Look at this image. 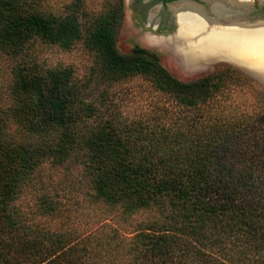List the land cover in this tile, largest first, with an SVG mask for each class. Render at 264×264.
Here are the masks:
<instances>
[{
    "label": "trees",
    "instance_id": "trees-1",
    "mask_svg": "<svg viewBox=\"0 0 264 264\" xmlns=\"http://www.w3.org/2000/svg\"><path fill=\"white\" fill-rule=\"evenodd\" d=\"M118 22L116 10L95 33L104 77L138 75L154 89L130 123L87 101L70 67L12 71V103L0 107V264L264 262V90L231 67L184 82L139 46L122 54ZM80 37L74 12L0 0V50L10 55L33 38L69 49ZM45 161L80 168L90 206L147 219L128 238L79 230L87 223L67 202L72 187L64 201L38 194L21 205Z\"/></svg>",
    "mask_w": 264,
    "mask_h": 264
},
{
    "label": "rangeland",
    "instance_id": "rangeland-1",
    "mask_svg": "<svg viewBox=\"0 0 264 264\" xmlns=\"http://www.w3.org/2000/svg\"><path fill=\"white\" fill-rule=\"evenodd\" d=\"M21 1L24 9L33 12L54 15L76 13L81 25V37L69 49L33 38L25 43L22 55L13 56L0 50V107L12 103L9 94L12 71L16 65H21L22 69L33 71L70 67L75 83L82 89L83 97L105 111V117H115L116 120H126L130 123L145 108H151L150 98L154 95V89L145 77L129 75L112 83L104 77L101 48L96 42L95 33L101 25L111 21L112 13L116 10L119 12V22L116 27L115 45L120 53L129 54L139 46L155 54L160 65L171 76L184 82L197 80L215 69L231 67L264 90L262 81L228 60L189 61L179 52L177 41H167L164 44L148 41L146 36L162 38L164 41L174 36L177 28L171 10L161 5L158 0ZM197 2L208 8L206 3L198 0ZM252 3V16L264 19V0H252ZM153 11L155 16L151 23L148 17ZM60 183L62 186L58 185ZM71 187L74 191L71 192L72 198L67 202L76 203L79 223H87V226L79 230L90 231L89 226L93 224L100 228V231L111 234L112 228H115L119 234L128 238L138 231L140 223L148 217L147 214L140 213L122 220L116 216V212H110L102 205L90 206L86 197L90 185L82 170L77 166L54 165L47 161L41 164L38 174L23 189L19 200L21 205H32L37 195L41 194L49 199L61 198L64 201L70 193L61 190H69ZM251 264L264 262L260 260Z\"/></svg>",
    "mask_w": 264,
    "mask_h": 264
},
{
    "label": "bare ground",
    "instance_id": "bare-ground-1",
    "mask_svg": "<svg viewBox=\"0 0 264 264\" xmlns=\"http://www.w3.org/2000/svg\"><path fill=\"white\" fill-rule=\"evenodd\" d=\"M228 1L230 9L211 0V18L199 7L173 5L179 25L178 49L189 61L228 60L264 83V19L246 20L240 9L248 10L249 0Z\"/></svg>",
    "mask_w": 264,
    "mask_h": 264
},
{
    "label": "flooded vegetation",
    "instance_id": "flooded-vegetation-1",
    "mask_svg": "<svg viewBox=\"0 0 264 264\" xmlns=\"http://www.w3.org/2000/svg\"><path fill=\"white\" fill-rule=\"evenodd\" d=\"M128 1L130 2L131 0H128ZM187 1H190V2H192V3L187 2ZM198 1H200V2H202V3H206L207 6H208V8H205V6L202 5V4H198L197 0H158V2L161 3V5H163V6L167 7V8H169V9L171 10V12L173 13V15H174L175 24H176V26H177L176 31H175V35L172 36V37L166 38L164 41H163L162 38H156V37H154V36H151V37H150V36H146V39H147L148 41L156 42V43H159V44H164V43L167 42V41H176V40H177V42H178L177 44L179 45L180 43H179V40H178V37H177V33H178V29H179V25H178V23H177V16H176V13H175L174 9L172 8V6H173V5H177V4H189V5H193V6H196V7L201 8V9L206 13V15H207L209 18L213 17L214 14L211 12V8H210V5H209V3L211 2V0H198ZM218 1H220V2L222 3V5L224 6L225 9H230V8H232L228 0H218ZM259 1H262V0H259ZM249 2H250V3H249L250 7L248 8V10H247V9H246V10H244V9H240V11L244 13V17L246 18V20H247L249 23H251V22H255V21H258V20H262L263 18H255V17L252 16V6H253V3H252V0H249ZM263 6H264V5H263ZM249 10H250V11H249ZM154 16H155L154 11L151 12V13L149 14L148 20H149L151 23H152V21H153V19H154ZM178 45H177V47H178ZM175 46H176V45H175ZM175 46H174V47H175ZM178 50H179V49H178ZM179 52H181V51H179Z\"/></svg>",
    "mask_w": 264,
    "mask_h": 264
},
{
    "label": "water",
    "instance_id": "water-1",
    "mask_svg": "<svg viewBox=\"0 0 264 264\" xmlns=\"http://www.w3.org/2000/svg\"><path fill=\"white\" fill-rule=\"evenodd\" d=\"M187 2H190V1H187ZM190 3H192V2H190Z\"/></svg>",
    "mask_w": 264,
    "mask_h": 264
}]
</instances>
